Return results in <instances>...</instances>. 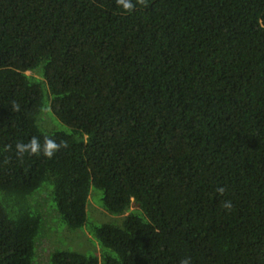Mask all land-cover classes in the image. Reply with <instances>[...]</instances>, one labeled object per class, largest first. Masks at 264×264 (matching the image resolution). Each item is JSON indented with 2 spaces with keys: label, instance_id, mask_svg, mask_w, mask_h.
I'll return each mask as SVG.
<instances>
[{
  "label": "trees",
  "instance_id": "obj_1",
  "mask_svg": "<svg viewBox=\"0 0 264 264\" xmlns=\"http://www.w3.org/2000/svg\"><path fill=\"white\" fill-rule=\"evenodd\" d=\"M145 4L0 0V264H264V0ZM45 135L68 148L17 158ZM92 187L123 222L44 259Z\"/></svg>",
  "mask_w": 264,
  "mask_h": 264
},
{
  "label": "rangeland",
  "instance_id": "obj_2",
  "mask_svg": "<svg viewBox=\"0 0 264 264\" xmlns=\"http://www.w3.org/2000/svg\"><path fill=\"white\" fill-rule=\"evenodd\" d=\"M46 100L51 99L46 96ZM43 125L50 129L58 130V131H68L69 129L63 125L52 113L50 109V103L46 102L44 107V114L42 115ZM55 126V128H53ZM44 129V128H43ZM97 199H96V195ZM90 206L88 209V223L87 225L80 230L70 231L63 224L55 225L53 228H50L45 232V239L41 242L40 245V256L44 259L48 257V255L55 249L65 250L68 249L70 251H76L85 255H99L100 247L97 241L93 238L91 234H89V225H102L106 223L118 224L124 220V216H116L106 212L103 209L102 201L103 192L94 187L91 188L90 192ZM137 208V206L133 205L132 209ZM95 223H92V222ZM54 221H50L52 224ZM66 230V231H65ZM64 231V232H63ZM70 233H69V232Z\"/></svg>",
  "mask_w": 264,
  "mask_h": 264
},
{
  "label": "clouds",
  "instance_id": "obj_3",
  "mask_svg": "<svg viewBox=\"0 0 264 264\" xmlns=\"http://www.w3.org/2000/svg\"><path fill=\"white\" fill-rule=\"evenodd\" d=\"M117 7L122 8V10L126 13H132L136 9V5H145V0H136V3H133V0H115ZM12 108L15 112L21 111V106L15 100L12 102ZM68 148V143L66 141H57L56 139L45 135L43 138V143L41 144V140L38 136H32L26 143L23 141H18L15 144V150L17 158L23 161L24 155L28 154L30 156H39L43 155L48 159H52L57 152L62 149ZM12 150V145L7 144L4 146L3 151L9 152ZM8 157L5 158V163L9 162ZM225 189L218 188L217 192L223 195ZM225 210H232V202L230 200L224 201L223 205ZM180 264H192L191 257L183 258L180 261Z\"/></svg>",
  "mask_w": 264,
  "mask_h": 264
}]
</instances>
